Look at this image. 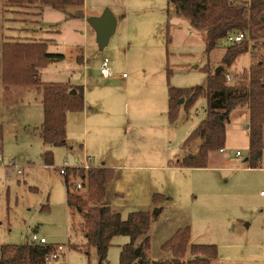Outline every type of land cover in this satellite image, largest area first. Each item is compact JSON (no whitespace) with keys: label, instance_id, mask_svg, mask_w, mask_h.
<instances>
[{"label":"rangeland","instance_id":"1","mask_svg":"<svg viewBox=\"0 0 264 264\" xmlns=\"http://www.w3.org/2000/svg\"><path fill=\"white\" fill-rule=\"evenodd\" d=\"M85 4L88 14L109 9L116 19L115 31L106 47L99 50L94 45L88 51V65L95 69L107 57L116 73L125 77L118 82L116 91L104 94V102L113 106L99 109L98 113H93L92 106L101 103V95L93 88L94 82L87 81L82 137L79 141L69 140L64 147L44 145L41 141L38 128L43 121L42 104L34 100L39 93L41 96L39 88H36L38 96L27 92L15 102L2 94L0 86L5 161L0 166V246L20 245L35 232L47 239L48 244L68 248L56 260L43 264H99L96 250L82 247L85 244L82 213L71 209L66 219V192L58 174L59 169L75 166L77 157L81 165L83 145L92 166L101 167V161L126 167L163 166L154 171L118 169L113 176L117 179L124 173L129 174L128 180L138 179L139 187L144 184L147 193L162 196L154 203L140 206L128 196L116 198L110 192L111 185L106 189L111 211L122 220L135 211L149 212L152 216L146 235L149 260L170 261L172 256L162 250V245L176 231L188 229L189 246L216 247L217 260L209 264H264V199L259 196L264 191V148L259 168H247L245 111L231 112L225 126L224 152L210 153L207 167L201 169L177 165L186 155L198 151L200 139L187 147L184 143L205 120L206 98L200 96L190 105L180 98L175 120L170 123L167 117V85L177 89L203 87L208 69L213 73L220 68L229 44L220 40L209 54H204L201 34L175 16L166 0H85ZM63 14L66 15L40 6L27 15L15 17L11 8L4 6V0H0V82L2 43H23L39 35L47 40V51L56 53L63 43L60 42L63 29L68 26L59 25ZM166 26L170 36L167 50ZM89 42L94 44L93 35ZM250 46L251 43L249 51ZM61 66L55 62L49 68ZM249 66L246 53L236 59L228 73L231 77L242 76ZM78 79L81 82V77ZM91 118H96L95 123ZM79 129L74 130V135H79ZM46 151L53 154L52 166L44 164L42 155ZM237 151L240 156H235ZM8 159L22 170L21 175L7 168ZM142 238L135 244L139 245ZM128 242L125 236L113 238L103 264H119L120 249ZM185 259H190L188 251Z\"/></svg>","mask_w":264,"mask_h":264},{"label":"trees","instance_id":"2","mask_svg":"<svg viewBox=\"0 0 264 264\" xmlns=\"http://www.w3.org/2000/svg\"><path fill=\"white\" fill-rule=\"evenodd\" d=\"M84 0H6L10 7L48 6L56 11L66 7L83 6ZM173 14L183 18L191 30L201 34L204 54H209L220 40L228 35L243 34L237 45H228L220 61V70L210 73L208 69L203 87L195 86L177 89L167 85V117L172 123L177 115V101L183 98L186 105L204 96L207 101L205 120L193 130L185 141L187 147L194 140L201 144L195 155H186L177 167L201 169L207 167L208 155L223 151L225 126L233 111L247 113L246 133L248 138L247 155L244 160L247 168H259L264 148V0H166ZM81 11H75L68 18H82ZM165 49L170 44L168 26L165 28ZM251 43L250 51L248 45ZM1 51V83L3 87L21 86L39 88L43 121L40 127L44 145L63 146L66 139V115L83 110V92L66 84H37V71L45 67L48 60L56 55L46 52V46L35 43H6ZM248 53L249 69L242 75L232 77L230 83L225 76L236 59ZM167 55V51H166ZM167 72H169L167 70ZM2 128L0 126V139ZM2 140V139H1ZM44 164L52 166V153L44 152ZM113 179L112 172L102 168H65L63 183L66 192V207L78 209L83 215L85 249L96 250L99 264L106 262L107 251L113 238L128 237L129 242L121 247L119 264H209L217 259L215 246L190 245L188 229L176 231L162 245V250L170 253V261H151L147 256L149 241L146 237L152 216L149 212L135 211L124 220L118 213L105 205L106 186ZM74 181L75 183H72ZM79 185L80 188H76ZM162 198L153 195L152 202ZM143 237V238H142ZM138 238L141 243L135 244ZM56 248L52 244H36L29 239L20 245L2 244L0 264H43L45 257ZM188 251L190 259L186 260Z\"/></svg>","mask_w":264,"mask_h":264},{"label":"crops","instance_id":"3","mask_svg":"<svg viewBox=\"0 0 264 264\" xmlns=\"http://www.w3.org/2000/svg\"><path fill=\"white\" fill-rule=\"evenodd\" d=\"M6 0H4V6L11 8L12 13H15L17 15H27L30 13V11L35 9H39L40 7L37 5H32V6H21V7H10L6 5ZM53 10V9H52ZM81 11L83 17L80 19H73V18H68L69 15L74 13L75 11ZM103 8L100 9V11H93V13L88 14L87 13V8L85 4V0L83 1V6L80 8L77 7H66L64 11H60L63 13H66V15L63 14L62 18L59 20V25L66 26L63 29L64 37H62L61 34V41L63 42L62 45L58 48L56 53L50 54L47 51L48 44L47 40L40 37L39 35L37 36V39H29L27 42L23 43H35V44H43L46 46V52L50 55H56L57 59L53 61L47 62L45 67L37 71L36 74V81L37 84H66L74 89L80 88L82 89L83 92V110L82 112H77V113H67L66 115V139H65V144L63 146L59 147H64L66 143L71 140V141H79L80 137H82V132H83V123L86 122V99L88 97L87 95V81H93L94 84L92 85L94 89H96L100 95H101V103L95 104L92 106V111L98 113L99 109L101 110H106L113 105H109L108 103L104 102V94L109 93L110 91H116L118 88V82L122 79L123 73L119 75L116 73L114 69L113 62L111 64V69H112V77L110 79H103L100 74H99V66L97 68H92L88 65V57L87 53L89 50L94 49V45H96L95 41V34L94 31L88 26L86 23L85 19L90 18V17H98L102 14ZM56 11V10H54ZM102 11V12H101ZM24 17V16H20ZM62 23V24H61ZM69 23H71V27L69 28ZM73 23V24H72ZM60 26V27H62ZM61 30V28H59ZM31 35L34 34V31H30ZM93 33V34H92ZM94 36V44L90 41V38ZM60 36V34L58 35ZM6 43H14V42H3V44ZM97 47V45H96ZM126 47L124 48V50ZM107 57L103 58L106 59ZM108 60V59H107ZM109 61V60H108ZM127 61V60H126ZM55 62H59V64L63 65L59 68H56L54 70H51L50 65H52ZM101 63V62H100ZM94 71L97 73L95 74ZM78 77H81V82ZM124 78V77H123ZM102 81V82H101ZM0 86H2V94H4L8 99H11L16 102L17 99L21 97L23 94L28 93H35L38 96L39 91L36 90L34 86L30 87H21V86H10V87H3L2 83L0 82ZM35 91V92H34ZM32 94V96H33ZM166 96H167V87H166ZM35 102L38 101L39 105L41 106V96L39 93V98L35 99ZM10 103L7 105L9 106ZM42 111V107H41ZM244 113V117H247V113ZM96 115V114H95ZM244 118V119H245ZM96 118H91V122L95 123ZM168 121V119H167ZM42 122V121H41ZM169 122V121H168ZM246 125H247V120H246ZM80 126L78 127V125ZM0 126L2 128V124L0 123ZM77 128H81L79 135L77 134L74 135V130L77 132ZM246 129V127H245ZM3 130V129H2ZM263 142H264V135H263ZM82 147V157H81V165L78 164L80 159L77 157L74 159V162L76 165L72 166L71 168H86L89 166L90 168H102V169H107L112 172V175L114 176L115 171L118 169H126V171H144V170H150L154 171L155 169L163 168V166H142V165H134V166H117V165H112V164H106L104 161H101L100 166L101 167H96L92 166L91 164V158L86 155V151L83 145ZM224 152V151H222ZM238 152V151H237ZM52 153V152H51ZM53 157V154H52ZM23 158V157H22ZM53 160V158H52ZM46 166V165H45ZM129 174H124L122 173L120 176L117 177V179L113 178L110 183L107 184L106 189L108 185H111V193L115 195L116 198H119V196L129 197L130 201H136L140 204V206H145L143 204H149L152 201L153 193L152 191L147 193L146 188H144V184L139 187L138 183L139 180L135 179L133 181L128 180ZM264 199V197H261ZM106 202H107V196H106ZM109 202V201H108ZM109 205V208H111V204L107 203ZM66 219H68V211L66 207ZM42 237V236H41ZM29 238V237H28ZM27 238V239H28ZM44 238V237H43ZM46 243L47 242V239ZM217 260V259H216ZM215 260V261H216Z\"/></svg>","mask_w":264,"mask_h":264},{"label":"built area","instance_id":"4","mask_svg":"<svg viewBox=\"0 0 264 264\" xmlns=\"http://www.w3.org/2000/svg\"><path fill=\"white\" fill-rule=\"evenodd\" d=\"M225 40L229 45H237L242 42L243 34L238 33V34L228 35ZM99 74L103 79H110L112 77L113 74H112L111 64L107 59H102L99 66ZM123 77H125V75H123ZM225 79L227 83H230L232 81V77L230 76V74H226ZM220 152H222V150ZM235 156H240V153L236 152ZM4 162H5L4 157L2 154V140L0 139V166H3ZM7 162H8L7 168H10L13 171H15L17 175L22 174V170L17 166V164L12 159H8ZM65 168L67 167L59 169L58 171V174L62 178L65 176ZM87 168H89V166H87L86 169ZM76 188L78 189L80 188V186L77 185ZM259 196L264 197V191H260ZM28 239L36 244L46 243L45 238L41 237L39 234L35 232H32ZM67 250H68L67 247L65 248L61 245L56 246V248L45 257V262L56 260L59 256L63 255Z\"/></svg>","mask_w":264,"mask_h":264},{"label":"water","instance_id":"5","mask_svg":"<svg viewBox=\"0 0 264 264\" xmlns=\"http://www.w3.org/2000/svg\"><path fill=\"white\" fill-rule=\"evenodd\" d=\"M88 26L94 31L96 45L102 50L109 42L116 28V19L109 9H104L98 17H90L85 19ZM220 70V68L218 69ZM70 94H75V90H71ZM182 102L180 99L179 103ZM107 204V202H106Z\"/></svg>","mask_w":264,"mask_h":264}]
</instances>
